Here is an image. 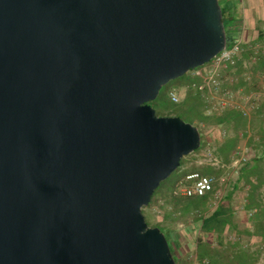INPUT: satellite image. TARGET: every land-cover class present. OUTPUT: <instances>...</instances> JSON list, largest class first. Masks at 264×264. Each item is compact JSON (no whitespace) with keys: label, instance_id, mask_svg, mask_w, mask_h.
I'll use <instances>...</instances> for the list:
<instances>
[{"label":"water","instance_id":"95a60500","mask_svg":"<svg viewBox=\"0 0 264 264\" xmlns=\"http://www.w3.org/2000/svg\"><path fill=\"white\" fill-rule=\"evenodd\" d=\"M227 46L220 0H0V264H176L143 209L202 136L149 104Z\"/></svg>","mask_w":264,"mask_h":264},{"label":"trees","instance_id":"16d2710c","mask_svg":"<svg viewBox=\"0 0 264 264\" xmlns=\"http://www.w3.org/2000/svg\"><path fill=\"white\" fill-rule=\"evenodd\" d=\"M224 2L220 0L229 45L238 33L237 19ZM259 40L263 41L264 35ZM253 57L254 53L244 54L243 62H251ZM260 58L249 71L243 62L227 67V73L237 80L226 87L233 91L240 87H252L243 77L247 71L253 74L252 83L255 86L258 74L264 72V56ZM188 77L178 89L202 82L200 77ZM171 83L162 89L156 101L149 104L159 117H178L197 127L198 124L207 128L221 127L230 135L216 149L215 158L219 166L213 162L199 165L198 160L189 165L187 160L194 155L205 156L202 153L207 144L199 128L201 148L184 158L181 167L161 184L150 206L143 209L146 221L151 228H159L166 236L176 264H260L264 257V109L261 107L249 117L238 110L210 114L206 98L193 89L188 91L183 102L175 104L170 98L173 90L170 89ZM240 147L247 148V161L233 168ZM194 174L216 177L219 183L213 192L202 197L175 195L181 182L192 186V182L186 180ZM223 178L225 183L221 184ZM182 227L188 234L180 231ZM182 242L192 243L194 260H188L189 251Z\"/></svg>","mask_w":264,"mask_h":264},{"label":"built area","instance_id":"2783aa9c","mask_svg":"<svg viewBox=\"0 0 264 264\" xmlns=\"http://www.w3.org/2000/svg\"><path fill=\"white\" fill-rule=\"evenodd\" d=\"M245 41L241 37H234L231 44L227 46L219 56H217L211 63V67L207 71L194 70L189 73L192 79L200 77L201 83L195 82L191 86L180 90H173L170 92V98L175 104H180L184 101L190 89L201 92L209 104V113L216 112L222 114L227 110H238L244 113L245 116H251L252 112L258 110L261 102L263 101L262 91L244 93L239 92V96L235 91L226 87L228 83H233V80L226 78V68L234 67L239 62L244 61V54L246 52ZM261 51V50H260ZM259 54L256 52V55ZM264 55V51H263ZM245 67L246 61L243 62ZM264 78V73H262ZM249 80V79H248ZM185 92V93H184ZM184 93V94H183ZM224 138L228 137L226 131L223 132ZM248 150L247 148H238L236 158L232 164L233 168H238L247 161ZM219 166V161L216 159L213 163ZM186 182H192V186H188L185 182H181L175 190V195L182 197L205 196L209 192H213L219 180L212 176H201L194 174L187 177ZM221 184L225 183L223 178ZM221 196V193H219Z\"/></svg>","mask_w":264,"mask_h":264},{"label":"rangeland","instance_id":"374dc122","mask_svg":"<svg viewBox=\"0 0 264 264\" xmlns=\"http://www.w3.org/2000/svg\"><path fill=\"white\" fill-rule=\"evenodd\" d=\"M234 37L237 38V37H241V36L238 35V34H236ZM252 43L253 42H251V41H250V43H245V45H246L245 46V48H246L245 54L254 53V57H253L252 61L251 62L246 61L248 67H245V69H247V70L250 69L251 67H253V65H254L253 63H255L256 61H259L261 59L260 56H264L263 55V51H264V40L263 41H256L253 44ZM256 52H258L259 54L256 55ZM209 67H211V63L208 64V65H206V66H204V67H202V68H199L198 70H201V71L205 72V71H207V69ZM248 71L246 72V77L247 76L250 77L249 80H251L250 81L251 85L253 86V88L254 87L256 88L255 91L252 90L251 92L262 91L263 98H264V78L262 76V73H264V72H261V73L258 74V81H257V84L254 86V83H252L253 74L252 73H249ZM188 76H190V75L188 74ZM188 76L186 75L185 77L181 78L180 80L178 79L176 81H173L171 83V85H170V89L180 90V89H178V86H180L183 82H185L186 79L189 78ZM226 78L227 79L229 78L230 81L233 80V83H234V81L237 80L236 77L232 76L231 73L230 74L229 73H226ZM228 84H231V83H228ZM184 88H186V86L185 87H182V89H184ZM247 92L250 93V90L247 91ZM195 126L197 127V125H195ZM198 128H200L202 130V132L204 134V142L207 144V147H206L205 151L202 153V155L204 154L205 156L203 158H200V155H194L191 159H188L187 161H188L189 165L190 164H193V162L195 160H198L197 163L199 165H202V164H205V163H209V162H213L214 163V160H216V158H215V152H216V149L218 147V144L219 143H223L224 140H225V138L223 136L224 130L221 127H210V128H207L206 126L199 125V124H198ZM229 135L230 134H228V136ZM184 230L185 229H183V227L180 229V231H182L183 234H186V233L188 234V232L186 230L185 231ZM183 247L189 251L188 254H187L188 255V260H194V254H193V252H191V251H193V248H194V246L192 245V243H189V242H186L185 244L183 243ZM184 257H187V256L184 255ZM184 257H182V258H184ZM260 264H264V257H263V260L261 261Z\"/></svg>","mask_w":264,"mask_h":264},{"label":"crops","instance_id":"0c3cea01","mask_svg":"<svg viewBox=\"0 0 264 264\" xmlns=\"http://www.w3.org/2000/svg\"><path fill=\"white\" fill-rule=\"evenodd\" d=\"M224 5L232 10L237 19L235 22L238 30L237 34L246 43L260 41L259 39L264 35V0H225ZM243 77L250 83L251 80H248L250 77H246V73L243 74ZM248 90L251 92L253 86L249 88L240 87L235 93L239 96L240 91L247 93ZM261 107L264 109V100L261 102L259 109L252 113H257Z\"/></svg>","mask_w":264,"mask_h":264}]
</instances>
